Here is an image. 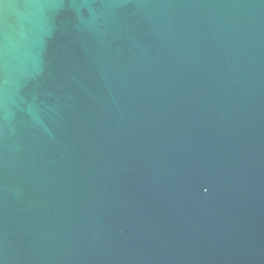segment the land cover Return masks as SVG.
Wrapping results in <instances>:
<instances>
[{
  "label": "water",
  "instance_id": "obj_1",
  "mask_svg": "<svg viewBox=\"0 0 264 264\" xmlns=\"http://www.w3.org/2000/svg\"><path fill=\"white\" fill-rule=\"evenodd\" d=\"M0 264H264V0H0Z\"/></svg>",
  "mask_w": 264,
  "mask_h": 264
}]
</instances>
